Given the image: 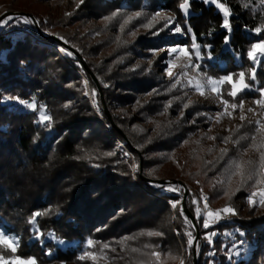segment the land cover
Segmentation results:
<instances>
[{
	"label": "trees",
	"instance_id": "16d2710c",
	"mask_svg": "<svg viewBox=\"0 0 264 264\" xmlns=\"http://www.w3.org/2000/svg\"><path fill=\"white\" fill-rule=\"evenodd\" d=\"M185 1L86 0L71 16L40 18L41 30L52 33L49 37L34 24L20 21L35 41L25 32L0 28V227L21 236L16 256L0 244V258L83 264L87 251L92 250L107 251L117 264H175L181 259L183 264H195L187 234L194 240L196 231L178 202L183 199V187L157 183L165 179L181 180L188 186L187 206L200 232L198 264H264V214L247 217L238 204L249 191L238 190L218 207L235 210L232 222L204 228V217L196 212L200 189L206 190L213 206L223 196L232 165L249 161L253 180L264 179V169L259 167L263 151L252 150L244 160L236 147L225 153L218 145L205 146L203 138L193 136L196 127L188 123L192 116H171L179 103L167 105L178 91L134 59L139 52L137 43L152 47L169 39L140 37L138 42L125 43V37L140 27L143 16L170 10L177 14L186 34L179 41L189 42L192 33L201 48L209 46L210 54L226 60L227 69L241 68L250 62L251 46L264 39V0H216L230 12V29L224 27L225 16L214 4L188 0L191 12L186 15L182 9ZM105 19L106 24L97 27H103L108 38L92 42L86 31H100L95 23ZM39 40L61 47L67 56L56 49L47 51ZM92 57H101L106 65ZM83 77L91 99L81 98ZM256 77L263 85L264 70L258 68ZM144 94L151 95L142 102ZM7 97L34 103L36 108ZM125 105L136 107L138 120L115 112ZM43 115L50 120H42ZM259 141L257 137L255 142ZM118 142L133 154L134 173L131 159L118 152ZM203 145L206 152L201 154ZM241 169L247 172L245 167ZM245 186L241 182L238 189ZM171 187L180 191H171ZM254 207L246 209L248 214ZM225 230L230 236L224 235ZM38 234L42 235L38 238ZM241 242L250 247L247 258L235 254ZM143 254L150 256L142 259Z\"/></svg>",
	"mask_w": 264,
	"mask_h": 264
},
{
	"label": "rangeland",
	"instance_id": "374dc122",
	"mask_svg": "<svg viewBox=\"0 0 264 264\" xmlns=\"http://www.w3.org/2000/svg\"><path fill=\"white\" fill-rule=\"evenodd\" d=\"M85 1L86 0H0V14H2L7 9H11L12 11L10 12L16 13L8 16L21 15L28 17V15H31L30 18H34L36 21H38L40 18L43 19L49 17L57 18L59 16H71L82 4L85 3ZM206 1L208 3L214 4L216 8L223 12L225 16L224 9L228 10L227 7L216 0ZM182 5H187V11H185L183 7L182 9L184 10L185 14L188 15L191 12L189 1L186 0ZM151 14L152 15L149 17L148 14H146L142 17L140 22L138 21L140 27L136 28L134 33H130L125 37V43L134 41L138 42L137 40L140 37H164L165 39H169V41L160 40L158 45L152 47H143L140 43H137V48L139 49L140 53H135L134 59H136V62L144 70L146 69L148 71L151 70L152 72H155L161 81L170 84L172 88L178 91L177 97L171 99V104L179 103V105H177L175 108L173 107V110H171V116L173 119H176L185 113L192 116L191 119H188V123L196 127V133L193 136L197 138H203L205 146L215 144L220 148H224L225 150L229 151H231V147H236L240 152L239 157L242 156L244 160L249 157L248 154L252 150L254 153H259L260 151L264 152V128H261L259 131H257L259 125L256 123L259 121L260 124H264V105L256 103L257 100H264V83L263 85H260V81L257 80L256 77L258 68L264 70V54H261L260 50L257 49L255 60L249 57L250 62H248L244 67L239 68L237 66L236 68L230 67V69H227L226 60L220 58L219 56L210 54V51L208 50L209 46L201 48L200 44L196 41L192 33H189V42L185 43L184 41H179V39L182 40V38H186V34L183 31L181 25H179L178 16L175 12L170 10H155V12ZM229 15L230 12L228 10V15L225 16V19L228 20ZM35 16H38V18ZM128 19L129 18H126L125 23L128 22ZM145 20L151 21L150 23H147ZM96 22V29L101 28V30L96 31V33L95 31L91 30H87L86 32H90L89 36L91 37L92 42H101L103 38H108L109 35L103 34V27L97 26H104L107 22V19ZM95 25H93L94 28ZM154 25H157V27H154ZM177 27L181 29L180 32L175 31V28ZM187 28L190 30L189 27ZM1 29H6V32H25L32 38V40H37L29 28L25 27L24 24L15 19L9 21V23ZM228 29H230L229 21ZM43 34L48 36L46 32H43ZM261 41H264V39ZM261 41L256 43H260ZM38 42L39 45L44 47L47 51L56 49L61 53L62 56H67L66 52L55 44H50L41 40ZM174 48L176 51H172ZM185 49L187 50V54H185ZM235 58L237 63L241 64L239 56H236ZM99 59H101V57H92V60L97 61ZM100 61H103V63L101 62L102 66L106 65L104 60H99V62ZM240 72L245 73L244 83L248 86L243 88V90L240 91L236 97H231L229 93L232 91L233 83H235L237 87L241 86L239 77ZM225 75H232V82H225L222 85H217L220 88V92H214L212 90L213 85L209 83V78L219 80ZM105 84L108 85L106 82ZM197 84L203 86V94H201V91L197 90ZM82 88L83 91L81 98L91 99L89 84L85 77L82 79ZM150 95H141L140 100L144 102L149 99ZM224 100H228L229 104L225 105L223 103ZM241 102L242 107L240 106ZM171 104L168 103V108ZM232 104H236L238 107L233 109L231 107ZM185 105H187V107H185ZM135 108L136 107L132 105H125L122 107L119 106L115 109V112L117 114H122V116H125L131 121H134V119H139L136 115ZM175 110H180V113L177 115ZM242 115L244 116L243 120L241 119ZM141 124L144 125L143 123ZM145 126H148V124ZM253 136H255V141L257 137L260 138L259 143L254 141V145H252ZM210 137H214V139ZM224 137L229 138L227 142H225L223 139ZM241 144H243L244 147H242ZM205 146L203 145L200 147L199 150L201 154L206 152ZM118 152H120L123 158L131 159V169L134 173L135 158L130 150L126 148L124 143L118 142ZM248 162L249 161L246 162L247 164H239L241 167H245L247 169V172H244L245 177L243 179L241 176V171L243 170L241 168L237 169L236 165H232V170L227 171L228 180L226 192L218 199L217 203L214 204L215 206H213V203L210 201H207V199L205 200V197L208 198L206 190L203 188L199 190L197 202L200 205V214L204 217V220L208 218V211L219 212L222 210L218 208L221 206L220 204H222L230 195L232 196L233 193H236L241 189H245L250 192L247 196L238 201V204H242L243 215L253 218L259 216L260 214H264V209H262L260 203L261 197L259 195L252 197V199L255 201L254 204L249 203V197L252 192H259L260 189H264V182H261L264 179H256V176V181L253 180V177L251 180L246 178L247 174L252 172L251 165H248ZM241 182L248 187L245 186L244 188L238 189V185ZM258 184H260L259 186L262 184L263 185L261 188H259ZM179 191L180 189L178 192ZM178 202L181 210L182 200H179ZM205 205H207V207H205ZM251 205H255L256 208L254 207V209L251 211L252 214H248L249 211L247 212L246 209ZM220 214L224 215L222 212ZM222 221L232 222V214H228L226 219H209L210 227L212 228ZM2 222L5 226L10 227V223L7 219L2 218ZM0 230L4 232L6 237H15L19 241L15 244V252L11 251L9 244L0 242L4 250H6L11 255L16 256V253L20 247L21 236L15 232L7 231V229L2 227H0ZM212 235L213 233L209 234L210 237ZM224 235L230 236V231L225 230ZM13 243H15V241H13ZM62 244L64 245V242H62ZM249 250L250 247L246 243H242L241 248L238 250L239 255L237 256L247 258L250 255ZM109 256L110 255L107 251H100V253H98L88 250L85 255L86 263L83 264H117L116 261H114L112 257ZM149 256L150 254H143L142 259H145V257L148 258ZM27 259L28 258L25 259L19 256L13 257L10 260H3L8 261L9 264H19L20 260ZM167 259H169V256L166 255L165 260ZM181 261L182 259L175 264H180ZM49 264L75 263L57 261Z\"/></svg>",
	"mask_w": 264,
	"mask_h": 264
},
{
	"label": "snow or ice",
	"instance_id": "6c2138e0",
	"mask_svg": "<svg viewBox=\"0 0 264 264\" xmlns=\"http://www.w3.org/2000/svg\"><path fill=\"white\" fill-rule=\"evenodd\" d=\"M182 7L185 9V11H187V5H182ZM224 11H225V16H227L228 15V10L224 9ZM113 15H115V13ZM137 15H139V14H137ZM13 19H17L18 21H23L25 24H33V23H37L38 24L39 23V21H35L34 19H32L30 17H27V16H21V17H18V18H15V17H12V16H6L5 19L0 20V28L6 26L9 23V21H12ZM224 27L226 29L228 28V20L227 19L224 20ZM175 31L176 32H180L181 29L179 27H177V28H175ZM256 31L259 32V31H261V29L258 28V29H256ZM47 34L48 35H52V33H47ZM59 38L63 39L62 37H59ZM228 42H229V37H226L225 38V44H227ZM257 49L260 50L261 54H264V41H261L260 43H254L252 45L251 50L248 52V56L251 57L253 60H255ZM172 51H176V49L174 48V49H172ZM184 51H185V54H187V50L185 49ZM244 76H245L244 72H240L239 73L240 85L241 86L237 87L236 84L233 83L232 91L229 93V95L231 97H236L238 95V93L243 90V88H246L248 86L247 84L244 83ZM232 80H233L232 75H225V76L221 77L219 80H214L212 78H209V83L213 85L212 90L214 92L219 93L220 92V88L217 85H222L225 82L231 83ZM173 86H175V85H173ZM196 88H197V90L201 91V94H203V86L202 85L197 84ZM5 99L6 100H15L16 103L24 105L25 107L33 109V110H35V108H36V105L34 103H28V102H26V101H24V100H22V99H20L18 97H16V98L7 97ZM223 103L225 105H228L229 101L228 100H224ZM256 103L264 105V100H257ZM169 104H171V101H169ZM240 106L242 107V102H241ZM185 107H187V105H185ZM231 107L233 109H235V108L238 107V105L232 104ZM241 119L242 120L244 119L243 115L241 116ZM42 120H50V117H48L46 115H43L42 116ZM256 123H257V125H259V128L257 129V131H259L261 128H264V124H260L259 121H257ZM210 138L214 139V137H210ZM223 139L225 140V142H227V140L229 138L228 137H224ZM242 139H243V137H242ZM253 141H255V136H253ZM222 151L226 153V150H222ZM109 155H111V153H109ZM233 163L235 164L236 162L233 161ZM236 167H237V169H240L241 165L236 164ZM259 167H260V169H264V152H261V154H260V165H259ZM253 174H254V172H249L247 174L246 178L248 180H251L252 177H253ZM261 175H264V173H262ZM241 176H242V179L245 177V173L243 171H241ZM261 182H264V180H262ZM169 190L178 191L179 189L177 187H171ZM257 195H259L261 197L260 203L264 204V189H260L259 192H252L250 194V197H249V203H253L254 204L255 201L252 199V197H255ZM206 199L207 198L205 197V200ZM175 206L176 205L173 204V207H175ZM205 207H207V205H205ZM196 212H197L198 215L200 214V208L199 207H197ZM221 212L224 215H221L220 214ZM228 214L235 215V210L232 207H225L222 210H220L219 212L208 211L207 212V217L208 218L204 220L203 227L204 228H209L210 227L209 219H212V218H215L216 220L226 219ZM36 215L39 216L41 214L40 213H36ZM32 223L34 224L35 221L33 220ZM148 234L149 235H153L154 233H148ZM155 234L159 235V233H155ZM41 235L42 234H38V238ZM187 235L190 237V239L188 240V244L191 245L193 243V238H191V233H188ZM206 238L210 239V237H206ZM13 241H15V243H13ZM0 242L9 244V246L11 247V251L15 252L16 251L15 244L18 243L19 241L15 237H12V238L6 237L4 235V232L2 230H0ZM88 244L91 245L92 241L89 240ZM234 247H236V246H234ZM235 254L239 255V252L237 251ZM155 255H159V254L155 253ZM231 256H232V253L230 252L229 253V258L230 259H231ZM0 264H9V262L8 261H4L3 258H0ZM19 264H37V261H36L35 257H29L27 260H20ZM181 264H183V262H181Z\"/></svg>",
	"mask_w": 264,
	"mask_h": 264
},
{
	"label": "water",
	"instance_id": "95a60500",
	"mask_svg": "<svg viewBox=\"0 0 264 264\" xmlns=\"http://www.w3.org/2000/svg\"><path fill=\"white\" fill-rule=\"evenodd\" d=\"M16 12H8V13H4L3 15L0 16V20L4 19L6 16L8 15H11V14H14ZM18 13V12H17ZM34 19V18H33ZM35 20V19H34ZM36 21V20H35ZM34 25L36 26L37 30L39 33H43L42 30L40 29L39 25L37 23H34ZM46 36V35H44ZM46 37H49V36H46ZM80 56V59L81 61L84 63V65L88 68L84 58ZM92 76L94 77V79L96 80L97 84L99 85L98 83V80L96 78V76L94 75V73L92 71H90ZM103 98V97H102ZM103 104H104V108L106 110V113L108 115V117L110 118V120H112V116L111 114L109 113L108 111V108L103 100ZM143 171V166H142V158H141V173ZM158 184L160 185H170V184H181L182 187H183V190H184V194H183V199H182V203H181V210L187 215V217L191 220L192 222V225L196 231V235H195V238L193 240V253H194V263L195 264H198V259H197V246H198V242H199V239H200V232H199V227H198V224H197V221H196V218L194 216V214L190 211V209L188 208L187 206V197H188V193H189V190H188V187L186 186V184L181 181V180H165V179H162V180H159L157 181ZM155 184V183H154Z\"/></svg>",
	"mask_w": 264,
	"mask_h": 264
}]
</instances>
